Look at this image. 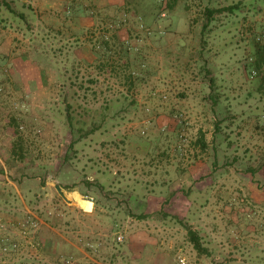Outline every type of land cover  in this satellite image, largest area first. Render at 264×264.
Wrapping results in <instances>:
<instances>
[{
    "label": "rangeland",
    "instance_id": "obj_1",
    "mask_svg": "<svg viewBox=\"0 0 264 264\" xmlns=\"http://www.w3.org/2000/svg\"><path fill=\"white\" fill-rule=\"evenodd\" d=\"M0 31V264H264V0H16Z\"/></svg>",
    "mask_w": 264,
    "mask_h": 264
},
{
    "label": "trees",
    "instance_id": "obj_2",
    "mask_svg": "<svg viewBox=\"0 0 264 264\" xmlns=\"http://www.w3.org/2000/svg\"><path fill=\"white\" fill-rule=\"evenodd\" d=\"M25 4V2H24ZM235 8H237V5H232L227 7V10L233 11ZM207 16L210 18V16H212L215 12L214 8H210L207 7ZM206 26V25H205ZM68 115V125L70 126V128L73 130V116L71 114V112L67 113ZM95 128L92 127L89 129L90 132H92ZM81 130V128L78 129V131ZM88 131V132H89ZM81 136V134L78 135V137H76V142L79 139V137ZM204 133H201V136L199 137L198 141L203 144V146H205V139H204ZM73 146L72 143L69 146V148ZM61 185L62 188L64 189H74L76 187V183H72L70 185H63L62 183H59ZM83 195H86V193L81 192ZM138 218H143L144 215H137ZM184 226L186 227L187 230V235L189 238V241L192 243L193 247L196 249V251L198 252L199 255H210V251L208 249L207 246L204 245L203 243V236L197 231L195 230L192 226L188 225V224H184Z\"/></svg>",
    "mask_w": 264,
    "mask_h": 264
},
{
    "label": "crops",
    "instance_id": "obj_3",
    "mask_svg": "<svg viewBox=\"0 0 264 264\" xmlns=\"http://www.w3.org/2000/svg\"><path fill=\"white\" fill-rule=\"evenodd\" d=\"M8 1H16V0H0V3L1 2H8ZM28 5V4H27ZM29 6V5H28ZM87 18H88V20H87ZM90 18H92V17H87V16H85V15H79L78 16V20H79V22L82 24H90V26L92 25V24H94V23H91V19ZM89 26V27H90ZM35 30V29H34ZM0 33H1V31H0ZM26 82H28L29 84H31V86H32V88H34V89H32L31 91L32 92H36L38 89H40V90H43L46 86H45V84L44 83H46V80L40 75V76H33V77H31V78H28L27 80H26ZM59 183H62L63 184V182L61 181H58ZM63 185H65V184H63ZM92 211H93V208H92ZM92 211L91 212H88V211H86V213H89V214H91L92 213Z\"/></svg>",
    "mask_w": 264,
    "mask_h": 264
},
{
    "label": "bare ground",
    "instance_id": "obj_4",
    "mask_svg": "<svg viewBox=\"0 0 264 264\" xmlns=\"http://www.w3.org/2000/svg\"><path fill=\"white\" fill-rule=\"evenodd\" d=\"M73 198H74V200H75L76 203L82 205L83 207H85V208L90 207V204L91 203H90V200L89 199L84 200L81 196H79V194H74L73 195Z\"/></svg>",
    "mask_w": 264,
    "mask_h": 264
},
{
    "label": "built area",
    "instance_id": "obj_5",
    "mask_svg": "<svg viewBox=\"0 0 264 264\" xmlns=\"http://www.w3.org/2000/svg\"><path fill=\"white\" fill-rule=\"evenodd\" d=\"M1 226H2V224H1V222H0V227H1ZM122 238H123L122 235H119V236H118V239H119V240H122ZM24 242H26V244H29V240H27V239H24ZM19 245H20V242H19V241H12V242L10 243V246H11L13 249L18 248Z\"/></svg>",
    "mask_w": 264,
    "mask_h": 264
},
{
    "label": "water",
    "instance_id": "obj_6",
    "mask_svg": "<svg viewBox=\"0 0 264 264\" xmlns=\"http://www.w3.org/2000/svg\"><path fill=\"white\" fill-rule=\"evenodd\" d=\"M55 187H56L57 191H58L63 197H65V194H64L63 191H62V187H61V185H60L59 183H57V184L55 185Z\"/></svg>",
    "mask_w": 264,
    "mask_h": 264
},
{
    "label": "clouds",
    "instance_id": "obj_7",
    "mask_svg": "<svg viewBox=\"0 0 264 264\" xmlns=\"http://www.w3.org/2000/svg\"><path fill=\"white\" fill-rule=\"evenodd\" d=\"M86 211L91 212V211H92V207H91V206L88 207V208L86 209Z\"/></svg>",
    "mask_w": 264,
    "mask_h": 264
}]
</instances>
